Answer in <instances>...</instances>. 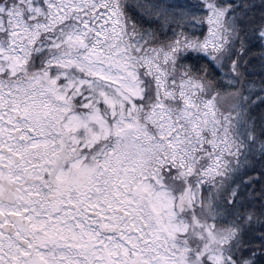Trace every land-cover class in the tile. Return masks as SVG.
I'll list each match as a JSON object with an SVG mask.
<instances>
[{
	"label": "snow or ice",
	"instance_id": "1",
	"mask_svg": "<svg viewBox=\"0 0 264 264\" xmlns=\"http://www.w3.org/2000/svg\"><path fill=\"white\" fill-rule=\"evenodd\" d=\"M0 264H264V0H0Z\"/></svg>",
	"mask_w": 264,
	"mask_h": 264
}]
</instances>
